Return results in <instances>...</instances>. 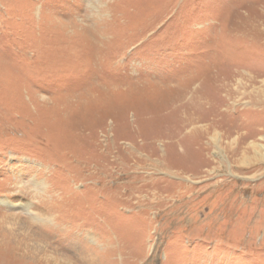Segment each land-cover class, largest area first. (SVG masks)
Masks as SVG:
<instances>
[{"label":"rangeland","instance_id":"1","mask_svg":"<svg viewBox=\"0 0 264 264\" xmlns=\"http://www.w3.org/2000/svg\"><path fill=\"white\" fill-rule=\"evenodd\" d=\"M0 264H264V0H0Z\"/></svg>","mask_w":264,"mask_h":264}]
</instances>
